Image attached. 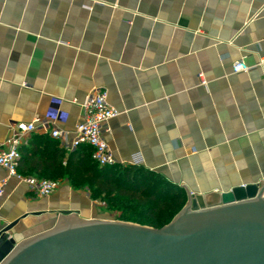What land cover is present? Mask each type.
<instances>
[{"label":"crops","instance_id":"1","mask_svg":"<svg viewBox=\"0 0 264 264\" xmlns=\"http://www.w3.org/2000/svg\"><path fill=\"white\" fill-rule=\"evenodd\" d=\"M237 60L252 69L234 73ZM102 88L120 112L105 133L118 164L160 174L187 199L264 183V0H0V144L18 122L59 112L73 130ZM22 148L25 177L50 176L51 156L68 154L40 129ZM5 179L0 231L18 220L17 242L61 210L98 214L68 181L40 197L0 167Z\"/></svg>","mask_w":264,"mask_h":264},{"label":"water","instance_id":"2","mask_svg":"<svg viewBox=\"0 0 264 264\" xmlns=\"http://www.w3.org/2000/svg\"><path fill=\"white\" fill-rule=\"evenodd\" d=\"M187 193L161 228L61 210L48 229L17 242L15 220L0 231V264H264V183Z\"/></svg>","mask_w":264,"mask_h":264},{"label":"trees","instance_id":"3","mask_svg":"<svg viewBox=\"0 0 264 264\" xmlns=\"http://www.w3.org/2000/svg\"><path fill=\"white\" fill-rule=\"evenodd\" d=\"M92 153V147L86 144L68 152L63 161H58L59 154L55 153L47 164L53 173L44 177L72 180L92 199L101 197L109 207L122 211L121 219L155 228L169 223L186 203L184 189L160 174L141 166H101ZM20 155L21 160L22 146Z\"/></svg>","mask_w":264,"mask_h":264},{"label":"built area","instance_id":"4","mask_svg":"<svg viewBox=\"0 0 264 264\" xmlns=\"http://www.w3.org/2000/svg\"><path fill=\"white\" fill-rule=\"evenodd\" d=\"M262 63V62H261ZM252 69L245 60H237L232 64L234 73L247 72ZM202 85H207L204 73L199 74ZM81 120L73 130L59 126L60 112L49 119L35 118L31 122H18L12 127L10 136L0 144V167L4 168L8 176L17 177L26 182L30 189L40 197L52 195L58 188V183L51 179L36 176H22L18 172L20 147L30 134L38 129L50 134L63 142V148L70 152L81 145H89L93 149L92 157L101 166L117 163L110 149L105 133L110 132L108 123L120 112L108 101V91L99 89L81 103ZM6 179L0 182V196L4 193ZM194 194H192L193 196Z\"/></svg>","mask_w":264,"mask_h":264},{"label":"rangeland","instance_id":"5","mask_svg":"<svg viewBox=\"0 0 264 264\" xmlns=\"http://www.w3.org/2000/svg\"><path fill=\"white\" fill-rule=\"evenodd\" d=\"M53 181H56L58 184L59 183H62L64 181H68L70 184H72V186L76 189V190H79V191H84L85 194H87L89 197L90 195L85 191V190H81V189H78L77 185L78 183H74L72 182V180H69V179H61V178H52ZM193 193L190 194V198H192ZM91 198V197H90ZM92 199V198H91ZM95 203L98 204V214L96 216H94V219L96 220H120V221H126V220H123L121 219V216H122V211H118L116 208H113V207H109L108 204L104 201L103 198L101 197H96L94 199H92ZM189 201V199L186 200V203L184 204V206L181 208V210L185 207V205L187 204V202ZM180 210V211H181ZM179 211V212H180ZM178 212V213H179ZM177 213V214H178ZM176 214V215H177ZM175 215V216H176ZM174 216V217H175ZM55 222V221H54ZM128 222H131V221H128ZM136 223V222H134ZM141 225H146V224H141ZM147 226H150V225H147Z\"/></svg>","mask_w":264,"mask_h":264}]
</instances>
